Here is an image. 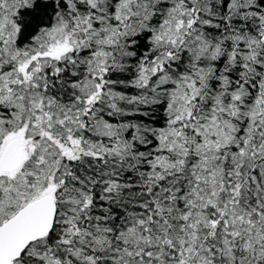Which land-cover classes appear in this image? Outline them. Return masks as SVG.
<instances>
[{
	"label": "snow or ice",
	"instance_id": "obj_1",
	"mask_svg": "<svg viewBox=\"0 0 264 264\" xmlns=\"http://www.w3.org/2000/svg\"><path fill=\"white\" fill-rule=\"evenodd\" d=\"M0 264H264V0H0Z\"/></svg>",
	"mask_w": 264,
	"mask_h": 264
}]
</instances>
